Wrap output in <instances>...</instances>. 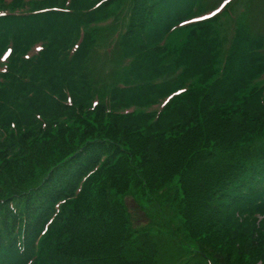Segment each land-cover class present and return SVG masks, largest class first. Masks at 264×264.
<instances>
[{
    "label": "trees",
    "instance_id": "trees-1",
    "mask_svg": "<svg viewBox=\"0 0 264 264\" xmlns=\"http://www.w3.org/2000/svg\"><path fill=\"white\" fill-rule=\"evenodd\" d=\"M118 1L0 15V264H264L217 249L264 235V0Z\"/></svg>",
    "mask_w": 264,
    "mask_h": 264
},
{
    "label": "rangeland",
    "instance_id": "rangeland-1",
    "mask_svg": "<svg viewBox=\"0 0 264 264\" xmlns=\"http://www.w3.org/2000/svg\"><path fill=\"white\" fill-rule=\"evenodd\" d=\"M210 1H217V3H219L221 0H210ZM247 0H232L230 5L231 8H230V14L231 15H236V11H240L241 9V6L243 5V3H245ZM124 2V0H123ZM123 2L122 0H119L116 5H115V14L112 15V18H113V22L117 21L118 20V15L122 9V5H123ZM235 16H233L230 19L228 18H225V19H222L221 21L218 22V24L216 25V28H218V33L219 35L221 34H224L226 36H230L231 34V29L233 28L234 29V24H233V20L235 19L234 18ZM120 19V17H119ZM262 23L263 21L259 22V25L258 26L259 28L262 27ZM255 31L256 28H254ZM105 33V32H103ZM262 35H263V39L264 40V28L262 29ZM186 38V36H185ZM185 38H183V43H184V40ZM103 43H106V41L104 40H100V41H97L95 40L94 41V44L91 45V48H92V58H93V63H94V71H96V73H94V75H97L99 76H102L104 79L103 80H107V77L105 78V74L107 73V76L109 78V81H111L112 79V76H114L116 73L115 71H117V68H116V65H112V63H108L105 61V58H104V55H105V49L106 47L108 46H105L103 45ZM173 45H176L174 42L172 44ZM171 46V44H170ZM263 46H264V42H263ZM173 48V47H172ZM169 51H170V48H169ZM176 52V51H175ZM174 53L172 51H170V55ZM135 196L133 195H130L128 197H125L123 199V202L126 204V207L128 209V211L132 214V222H133V225L134 226H137V227H142L144 225L147 224L148 222V219L145 217L144 215V211L141 209V205L139 200L136 198ZM258 230V229H257ZM263 230V227L261 229H259V235L256 234V241L255 243H251L252 245H250V241L248 240V238L244 239V240H240V244L239 245H236L235 242L233 243V241L236 239V238H239L240 236L236 235L235 236V239H231V237L228 235V234H222L220 235L219 239H217V244L219 246H217V249L224 252V251H232V252H235V253H239V251L241 253H243L245 256L247 254H253L254 252H256V248H259V249H263L264 248V235H262L261 231ZM217 236V235H215ZM259 259H260V256H259ZM257 259L256 261V264H263V262L261 260ZM255 261V260H253Z\"/></svg>",
    "mask_w": 264,
    "mask_h": 264
},
{
    "label": "snow or ice",
    "instance_id": "snow-or-ice-1",
    "mask_svg": "<svg viewBox=\"0 0 264 264\" xmlns=\"http://www.w3.org/2000/svg\"><path fill=\"white\" fill-rule=\"evenodd\" d=\"M227 2V0H225V3ZM223 5H221L222 7ZM217 11H219V8H217ZM209 15H213V13L211 11H209Z\"/></svg>",
    "mask_w": 264,
    "mask_h": 264
}]
</instances>
